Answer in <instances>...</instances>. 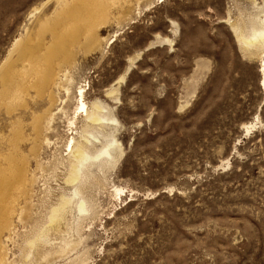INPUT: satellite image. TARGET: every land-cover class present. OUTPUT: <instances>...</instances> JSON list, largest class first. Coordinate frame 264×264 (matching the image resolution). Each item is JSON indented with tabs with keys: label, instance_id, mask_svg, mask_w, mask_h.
<instances>
[{
	"label": "rangeland",
	"instance_id": "obj_1",
	"mask_svg": "<svg viewBox=\"0 0 264 264\" xmlns=\"http://www.w3.org/2000/svg\"><path fill=\"white\" fill-rule=\"evenodd\" d=\"M69 1L40 36L56 0H0V264H264L262 54L230 29L253 0ZM111 138L69 182L71 145Z\"/></svg>",
	"mask_w": 264,
	"mask_h": 264
},
{
	"label": "bare ground",
	"instance_id": "obj_2",
	"mask_svg": "<svg viewBox=\"0 0 264 264\" xmlns=\"http://www.w3.org/2000/svg\"><path fill=\"white\" fill-rule=\"evenodd\" d=\"M56 2L58 4V7L54 9L53 13L49 16H44L45 18L42 20L39 19V22L37 21L38 22V28H37L38 35L41 36L46 32H50L52 35H54L55 30L57 29V26L62 21H64V19L68 16V13L71 11V3L69 0H56ZM97 2L102 5L103 0H98ZM253 3L256 7V12L250 15L248 18V21H246L244 24H240L237 22L231 23L230 29L232 31L233 36H235V39H236L235 41H237L239 46H241L245 51H249L250 53L254 52L255 50L261 51L262 55L260 59L261 61H260V68H259V71L261 72L260 85L262 89L264 90V0L261 5L259 4L260 6L256 3V0H253ZM39 8L40 7L36 8L35 10H39ZM165 40L167 39L165 38ZM63 42H64V38L62 36L60 39L56 40L55 46H52V44L48 45V47H46L44 56H42V59H45V58L51 59L54 56H57L58 54H64L65 59H66V57L68 56L66 52L63 51L64 50ZM166 42H170V41H166ZM35 48H37V45H29L28 43H24L22 41V38L19 37L13 43V48L10 54L14 50L17 49L19 51V54H18V58H19V55L32 52L34 51ZM11 68H12V63H10L9 60L4 61L0 65V76L2 78V85H3L2 89H4L3 90L4 94H10V95L14 93V86H11V84H13V81H14L12 77ZM81 89H79L80 96H82V92H83ZM84 105L85 104L81 102L80 108H84ZM87 119L90 121V123H101L107 120H111V121L114 120L113 117H110V118L106 117V115L103 113V106L100 104H95L93 109L89 113H87ZM35 121L36 122H35L34 127L38 128L39 118L38 120L35 119ZM254 126H255V123L251 122L245 127H246V130H249L250 128H253ZM114 144H115V140L114 138H111L107 141L105 145L102 146L103 150L98 151V153L92 154L89 151L90 140L86 139L84 142H74L70 148L71 161H70V172H69V175L67 176L68 181L69 182L77 181L78 177L80 176V168L84 164V162H86L87 160H90V159L98 160V159H101L103 155L107 156V161L115 159V157H113L112 154L110 153V147L113 146ZM75 194H77L76 191H75ZM61 200H63L61 205L59 207L53 208V212L50 217L52 221L54 220V218H56L59 215L60 209L61 208L63 209L65 206H67L71 202V198H63ZM77 207H78V210H80V212H85L87 210L83 200L78 203Z\"/></svg>",
	"mask_w": 264,
	"mask_h": 264
}]
</instances>
